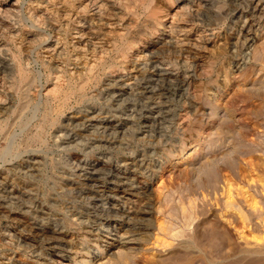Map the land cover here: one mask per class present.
<instances>
[{
  "label": "rangeland",
  "instance_id": "374dc122",
  "mask_svg": "<svg viewBox=\"0 0 264 264\" xmlns=\"http://www.w3.org/2000/svg\"><path fill=\"white\" fill-rule=\"evenodd\" d=\"M35 1L17 0L12 24L20 35L7 41V52L0 55V67L8 63L5 57L11 63L4 70L0 68V75L7 81L2 91L4 107L0 108V170L10 165L8 181L18 190H29L28 204L37 210L38 221L48 227L62 226L71 254L76 259H87L86 252L77 251L80 247L81 251L95 248V241L73 218L93 209L90 198L100 194L102 187L79 181L70 167L77 158L92 160L101 155L108 157L110 164L126 163L129 173L125 176L133 177L136 185L146 186L152 223L142 229L143 234L134 235V249L123 253L127 261L117 258V253L111 258L102 252L100 258L85 264H264V13L253 10L257 0L211 1L214 6L230 3L228 7L235 6V13L227 15L223 6L208 18L196 16L192 26H183L178 34L173 33L176 38H213L199 52L204 73L193 74L201 107L192 112L184 130L176 125L173 116L154 123L139 110L142 103L157 97L175 113L187 97L181 83L174 79L155 81L146 61L131 62L130 56L121 55L126 42L135 44L133 50L137 51L143 41L156 39L160 34L167 36L169 14L179 0H155L157 11L152 15L138 8L137 24L123 37L102 28L100 37L108 42L110 50L103 57L106 64L88 79L85 74L70 76L66 70L71 66H66L64 59L61 62L65 66L43 51V41L54 38V34L48 23L34 17L38 10ZM261 3L263 7L264 0ZM69 6L74 7L66 4ZM199 12L206 10L201 8ZM252 13L260 21L245 28ZM64 21L58 17L59 33L61 39H69V26ZM35 29L39 30V39L26 42L23 35ZM246 35L255 38L249 47H243ZM243 52L248 55L238 68ZM12 53L19 56L25 75L16 70ZM58 66L63 90L69 91L63 100L62 93L50 95L42 89L46 84L51 86ZM114 73L123 75L121 81L115 82ZM128 80L135 82L132 89L120 88ZM83 81V89L78 90ZM150 86L157 87L155 95H149ZM115 113L131 116L127 135L111 138L81 128L82 123L90 125L85 121L90 114H102L101 119ZM65 134L78 138L79 143H69ZM30 153L42 159L31 175L23 177L26 155ZM140 159L145 162L142 167ZM137 197H132V201ZM229 199L234 205L226 206ZM1 213L0 228L7 223ZM3 240L0 238V255L8 257L18 250L13 264L17 258L31 262L36 251H48L41 243L35 244L34 250L29 244L34 242L31 239L25 240L28 246L24 240ZM184 240L192 244L187 250L180 245Z\"/></svg>",
  "mask_w": 264,
  "mask_h": 264
},
{
  "label": "bare ground",
  "instance_id": "6f19581e",
  "mask_svg": "<svg viewBox=\"0 0 264 264\" xmlns=\"http://www.w3.org/2000/svg\"><path fill=\"white\" fill-rule=\"evenodd\" d=\"M211 1L214 2V0H179V2L175 0V2H178L175 6L170 2L174 8L171 14H169L168 26L170 28V32L167 36L163 37L160 34L156 39L143 41L144 43L140 44V48L137 49V51H134L135 49L133 50L136 45H131V43L128 42L125 43L122 51L119 49L122 56H130L131 62L138 60L146 61L145 65L152 69L150 70L155 76V78L153 77L155 81L167 80L170 82L171 79L178 80L184 87L183 91L187 93L186 100L178 106L177 111L173 114V110L164 105L162 101H159L157 97H153L152 100L142 103L139 110L142 111V115H144L149 121H153L155 123V121H158L159 119L163 120L165 118H169V116H173L176 119V125L184 130V128L189 124L192 112L200 109V93L198 92L197 94L196 89L193 86V74L194 72L196 73V71L199 72L198 74L204 73V67H202L199 63L201 62L199 61V52L201 51L200 49L203 48L207 42H211L213 38H201L196 36L194 38L185 36L183 38H176V35L174 36L173 33L176 32L178 34L179 31L182 30L183 26H192L196 16L200 18H208L210 13L212 14L213 12L219 11V9L221 7L223 8V6L227 15L230 12H234L233 8L235 6L233 8L231 7L232 9H229L228 7V4L231 6L230 3L224 1L223 6H214ZM35 2L37 3H35L37 5L35 7H37L38 10L36 9L37 13L35 12L36 16L34 15V17L40 22L42 21L48 23L54 34V38L45 39L43 41V51L47 53L46 55H48L51 60L58 61L57 63L64 65V63L61 62L62 59H64L66 66H71L66 70L70 76H81L82 74H85L84 76L87 79L89 77L91 78V76H95L97 71L104 66L105 62L103 57L110 50L108 42L105 41L104 37H100L102 28H104L107 33L113 34V36L123 37L128 29L137 24L139 14L136 10L138 8H141L150 15L155 14L157 11L155 0H36ZM17 3V0H0V55H3L2 53L6 54V44H8L10 40H15V38L20 35L16 32L14 28L15 26L12 24L13 15L17 10ZM68 3L74 7H66V4ZM261 4V0H257V2L253 5V10H261V12L264 13V6L260 7ZM201 8H204L206 12H199V9ZM58 17L65 20V26H69V39H61V31H59L61 27L59 23L61 22H58ZM246 17L248 18V16ZM259 21L260 20L252 13L247 20L245 28L250 29L253 25L258 24ZM36 29L32 31L29 30V32L23 35L26 42L39 39V30ZM207 30H213V28L207 27ZM65 39H68L69 42L67 43ZM254 39V36H247L244 38L245 42L243 47L251 46ZM68 44L71 45V50L68 49ZM131 51L134 52L131 53ZM243 54L244 55L239 58L240 60L243 58V61L240 64L238 63V68L244 63V58H247L248 54L246 52H243ZM11 56L13 61L16 62V70L18 73L25 75V73L22 72L23 69L21 67L19 56L15 53H12ZM4 59L9 61L8 63L5 62L6 60L4 61L6 65L2 63L3 65L0 67L3 68L2 70L11 64L8 57H5ZM178 63H180V66L177 65ZM61 66L56 68L58 74H55L52 82L50 83L51 86L46 84L42 89L50 95L54 94L56 96H60L59 94L62 93L63 100L69 91L63 90L64 81L62 82L60 77L61 75L59 73L61 71ZM114 75V78H116L115 82L121 81L120 78H122V74L114 73ZM125 77L126 76H124V78ZM4 79V75H0V108L4 107V99H2V91H4V87L6 88V86H4L6 80ZM23 79L25 80V78ZM23 79H21V81ZM133 80H128L123 83L120 88H128L131 90L133 84L135 83ZM21 81L19 80V82ZM84 83L86 82H81L77 86V89H83ZM27 87L29 88V86ZM156 88L150 86L148 89L149 95H155ZM119 93L117 94L119 95ZM97 113L99 114V112ZM95 114L88 115L85 118L86 120H84L88 123L90 122V125L86 126V123H82L81 128H88L90 132H100L106 134L107 136L111 135V138H115L119 135L124 136L130 133V122L132 121L130 115L122 116L123 113H115L108 116L104 115L105 117L99 119L102 114L99 116ZM91 123H93V126H91ZM65 136L69 138V143H79L78 138L68 134H65ZM26 156L27 163L23 166V177L29 174L31 175L32 170L35 169L42 159L40 158V155L34 153H30V155ZM125 164H110L108 157L101 155L94 157L92 160L80 157L72 161L70 167L71 172L73 175L78 177L77 179L79 181H91L92 185L94 184L97 188L102 187V189H100V194L98 193L90 198L93 203V209L91 211L88 210L83 213H78L75 217L73 216V221L75 220L78 225L85 227L84 231L95 241V248L91 250L86 248L84 251H81L82 247H80L77 251L86 252L87 259H76L74 255L71 254L72 252L66 246L67 233L65 234V229L62 226L52 225L53 227H48L38 221V213H36L37 210H33L30 208L31 204H28V201L30 200L29 190L25 188L18 190L11 182L8 181L11 175L10 165H8L6 169L4 168V171L0 170V213L2 212V216L7 220V223L0 228V238L4 239L3 241H5V243L9 242L8 240L25 241L27 239H31L34 240V242L29 244H32V248L34 250L37 249V245H35L37 243H41V245H43V247L45 246L48 250L46 253L39 251L33 253L35 258L31 262H27L26 260L16 257L17 259H15L14 264H85L86 262H90L93 258H98L102 252H106L109 257L117 253L118 256L117 254L115 255L117 258L124 257L127 261L128 257L124 254H128L132 249H134L133 246L137 243L134 235L145 232L142 229L150 227L152 221L149 216L151 207L148 200L146 186H139V184L136 185L133 182L134 180H131L133 177L129 179L125 176L128 172V165L126 164V166ZM144 164V159H140L139 166L142 167ZM136 195L139 197H137V200L146 198V201L137 202L135 199L132 201V197H135ZM129 202L131 205L129 204L128 207L127 205ZM232 204V199L226 201V206H231ZM242 213L240 215H243ZM244 215L246 214L244 213ZM262 223H264V221H262ZM64 240L66 243H63ZM180 245L183 249L187 250L192 244L190 241L184 240ZM114 249H116V252H114ZM262 250H264V247ZM17 251L18 250H13L10 253L11 256L8 257L5 254L0 255V264H13L14 255ZM125 259H120V261ZM126 261L125 263H127ZM128 261H130V259H128ZM100 262L98 264H101Z\"/></svg>",
  "mask_w": 264,
  "mask_h": 264
}]
</instances>
